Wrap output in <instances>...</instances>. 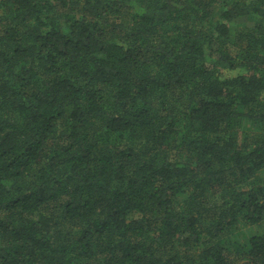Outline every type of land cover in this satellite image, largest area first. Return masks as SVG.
<instances>
[{"label": "trees", "instance_id": "16d2710c", "mask_svg": "<svg viewBox=\"0 0 264 264\" xmlns=\"http://www.w3.org/2000/svg\"><path fill=\"white\" fill-rule=\"evenodd\" d=\"M0 264H264V0H0Z\"/></svg>", "mask_w": 264, "mask_h": 264}]
</instances>
